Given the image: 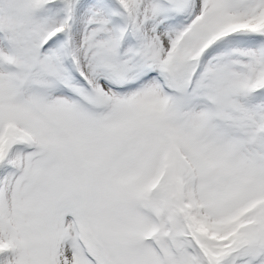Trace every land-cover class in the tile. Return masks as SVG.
Returning <instances> with one entry per match:
<instances>
[{
    "label": "snow or ice",
    "instance_id": "1",
    "mask_svg": "<svg viewBox=\"0 0 264 264\" xmlns=\"http://www.w3.org/2000/svg\"><path fill=\"white\" fill-rule=\"evenodd\" d=\"M0 264H264V0H0Z\"/></svg>",
    "mask_w": 264,
    "mask_h": 264
}]
</instances>
